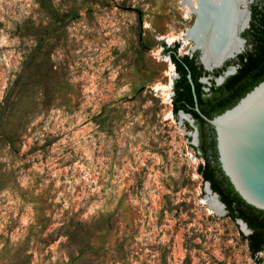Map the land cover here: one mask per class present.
Listing matches in <instances>:
<instances>
[{
  "label": "rangeland",
  "instance_id": "1",
  "mask_svg": "<svg viewBox=\"0 0 264 264\" xmlns=\"http://www.w3.org/2000/svg\"><path fill=\"white\" fill-rule=\"evenodd\" d=\"M193 19L179 0H0V264H264L172 113L164 48L198 56Z\"/></svg>",
  "mask_w": 264,
  "mask_h": 264
},
{
  "label": "water",
  "instance_id": "2",
  "mask_svg": "<svg viewBox=\"0 0 264 264\" xmlns=\"http://www.w3.org/2000/svg\"><path fill=\"white\" fill-rule=\"evenodd\" d=\"M255 1L264 0H194L199 7L201 3L214 5L216 2L222 6H231L236 11L246 13V26L249 21V6ZM200 10V9H199ZM194 8L189 14L194 16L192 26L185 30V39L193 42L191 52H198L197 59L205 73L209 75L202 79V83L214 78L215 71L222 70L223 65L233 57L227 55L221 58L216 65H205L201 59L202 49L192 35L199 33V23L201 14ZM201 11V10H200ZM243 29V28H242ZM234 30V37L238 39L239 33ZM181 43V41H180ZM232 53V52H231ZM240 54L237 52L234 58ZM234 72L233 69L222 71L214 78V83L220 85L227 76ZM187 79L191 85L194 98V110L199 117L212 129L215 141L216 160L218 166L231 185L233 191L248 206L264 211V79L256 84L250 91L241 97L232 107L224 110L218 115L208 118L203 115L196 102L194 85L190 75ZM173 81L171 87L173 89ZM181 119L189 118L188 115L180 112ZM197 132H194V145H197ZM206 183V193L213 198L219 206L217 215L226 214L223 203L220 202L218 195L213 193L208 182ZM208 198V199H209ZM242 233L249 235L250 230L242 220L236 221Z\"/></svg>",
  "mask_w": 264,
  "mask_h": 264
},
{
  "label": "trees",
  "instance_id": "3",
  "mask_svg": "<svg viewBox=\"0 0 264 264\" xmlns=\"http://www.w3.org/2000/svg\"><path fill=\"white\" fill-rule=\"evenodd\" d=\"M176 47L175 45L173 49L164 48L178 75L173 83L172 113L178 115L180 109L184 113L190 114L201 127L209 129V131H202L199 134V146L196 150L200 152L204 164L198 167L197 172L204 182L209 183L212 192L216 193L220 202L224 204L225 217L230 218L235 223L237 220H242L247 225L250 234L245 236L244 240L247 241L251 257H255L257 253L264 251V211H258L246 205L233 191L227 178L223 176L216 160L213 131L194 110L195 102L187 75H190L194 85V93L200 112L206 117L212 118L232 107L262 81L264 72L251 70L250 65L245 64L236 75L226 79L222 85L209 87V96L203 97L202 87L205 86L196 83L194 76L196 68L192 65V61H187V57L178 58L176 56ZM218 74L217 71L213 73L214 77ZM205 75L208 76L209 74L205 73Z\"/></svg>",
  "mask_w": 264,
  "mask_h": 264
},
{
  "label": "bare ground",
  "instance_id": "4",
  "mask_svg": "<svg viewBox=\"0 0 264 264\" xmlns=\"http://www.w3.org/2000/svg\"><path fill=\"white\" fill-rule=\"evenodd\" d=\"M181 8L185 11L186 18L190 16V12L196 8L201 14L200 18L202 22L199 23V33L191 38L197 42L202 49L201 59L203 63L207 65H216L221 58L229 55L230 57L235 56L237 52L241 50V43L236 37H234V30L238 32L246 26V13L244 11L236 13V10L231 6H222L216 2L214 5L201 3L198 7L194 0H179ZM231 0V4H232ZM193 16V15H192ZM186 34L182 38V47L186 46L187 40L185 39ZM166 39V38H164ZM168 43L173 39L167 38ZM182 49V48H181ZM229 53L226 55V52ZM232 52V53H231ZM241 52V51H240ZM169 80L171 81L174 77L169 74ZM170 83L165 87L152 89L153 93L161 94L170 97ZM160 91V92H159ZM210 206L216 213H219V206L213 198H210ZM213 204V205H212Z\"/></svg>",
  "mask_w": 264,
  "mask_h": 264
},
{
  "label": "flooded vegetation",
  "instance_id": "5",
  "mask_svg": "<svg viewBox=\"0 0 264 264\" xmlns=\"http://www.w3.org/2000/svg\"><path fill=\"white\" fill-rule=\"evenodd\" d=\"M248 9L250 12L248 25L245 26L238 35V41L241 43V50H240L241 52L235 58L228 60L223 65L222 70L217 71V73L220 74L222 71H227L231 69L234 70V72L231 75L227 76L225 80L228 79L229 77L236 75L237 72L245 64L250 65L251 70L258 71V72L260 71V73L264 72V1H255L249 6ZM241 12L242 11H236V13H240V14ZM184 57H187V61H192V65L196 68V72L194 73V76L196 78V83L205 85L204 83H202V79L206 77V75L202 69V66L200 65L197 59V55L192 54L188 56L187 54H183L182 56L178 58H184ZM173 67H174V71L176 72L174 65ZM214 78H212L209 81H212L214 83ZM224 81L220 85H222ZM213 85L215 87L220 86L216 84H213ZM202 90L204 93L203 97H208L209 92H210L209 86L204 87V88L202 87ZM180 112L184 113L182 110L179 109L178 115ZM186 115H188L189 118L195 124V127H191V128H193L197 132V136H198L197 137V140H198L197 147H198L199 146V134L202 131H205V132L209 131V129L205 127H201L200 124L196 122V120L193 119L190 114H186ZM187 127L190 128L189 126Z\"/></svg>",
  "mask_w": 264,
  "mask_h": 264
}]
</instances>
